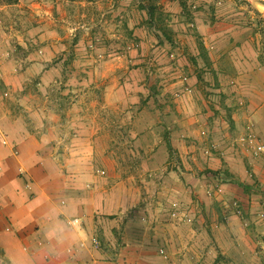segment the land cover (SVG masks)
<instances>
[{
    "label": "crops",
    "instance_id": "0c3cea01",
    "mask_svg": "<svg viewBox=\"0 0 264 264\" xmlns=\"http://www.w3.org/2000/svg\"><path fill=\"white\" fill-rule=\"evenodd\" d=\"M75 1L0 3V264H264V154L231 144L251 127L264 143V59L258 29L244 21L254 8L240 11L231 0H83V16L92 9L103 25L75 21V46L101 40L124 51L99 59L102 69H78L93 56L64 53ZM168 44L183 77L166 88L173 110L141 102V88L118 63L129 55L140 61L149 45L160 56ZM68 76L78 82L64 84ZM82 93L91 101L78 102ZM159 109L179 116L162 133L150 122ZM202 124L212 128L205 143L217 148L190 155L197 148L187 130L199 135ZM128 141L139 145L136 158L123 147ZM161 169L162 186L128 177Z\"/></svg>",
    "mask_w": 264,
    "mask_h": 264
},
{
    "label": "rangeland",
    "instance_id": "374dc122",
    "mask_svg": "<svg viewBox=\"0 0 264 264\" xmlns=\"http://www.w3.org/2000/svg\"><path fill=\"white\" fill-rule=\"evenodd\" d=\"M81 1L83 2V0H76L75 5H74L75 7H73V8L69 7L67 10V12L70 13L71 15L69 18L70 19L69 22L66 23V28L63 29L64 30L63 35L69 36V37H66V38H68V41L66 43V46H67L66 50L67 51L65 50L64 53L67 54V52H69V54H71L72 52H79V56H81L82 58L84 56L92 54V56H93L91 58L92 60L91 61L81 60L80 65H78V69L87 68V66L102 69L100 67V64L102 63V61H100L99 59L105 58L104 57L105 55L109 56V54L116 53L119 51H124V50L119 49L118 48L119 46H117V45H103L101 40L97 41L98 44L88 45L86 43V44H83L79 47L75 46V43H73V38H72L75 31H73L71 28H69L73 25V23L75 21H76L75 24L80 22L81 25H89V23H91L92 25H95V27H97V28H101L103 25L102 16L95 14L92 11V9L89 11H87V9H86L84 12L86 15H85V17L83 16V11H82L83 5H82V3H80ZM231 2L234 3V5H231V6H237V7L238 6H244V9H239L240 11L246 10V8H249V9L254 8V14H256L255 18L244 20V21H246L245 27L251 26L252 28L258 29L256 31L259 34V37H258L259 42L257 43V49H258L257 51L261 53V56L264 59V13H263L264 0H255L253 3H246V2H243L240 0H231ZM257 4L262 5L261 11H260V9H256ZM89 6H92V5H89ZM85 7H88V5H86ZM259 8H260V6H259ZM257 10H259V12ZM99 12L100 11H98V10L96 11V13H99ZM79 14H80V17H79ZM20 16L24 17L23 19H21V21L26 20V18H25L26 14L23 13V14H20ZM88 17H90V19H88ZM86 31H88V30H86ZM84 33H86V32H84ZM88 36L89 35L85 34V35H82L81 38L82 37L87 38ZM72 43H73V45H72ZM157 45H155V46L149 45L146 48H143V49L141 48L140 53H143V55L140 57L141 58L140 61H134L133 58L131 60L130 55H129L127 59L122 60L121 62H118V63H120V66L123 70L128 71L126 74V77H127L126 80L128 81V84L132 83V84L137 85L138 87L141 88V89H139V96L141 98L140 99L141 102L147 103L148 101H150L151 103L149 104V106H151V105L155 106L156 105L155 102L157 100H160L161 102L171 103L170 107H171V110H173V107H172V105H173L172 104L173 103L172 97L173 96H171V94L166 91V88L173 81V79L178 78V79H180V81H181V79H183L182 76H179V73L177 74L175 72V70H173L174 61H177L178 55L177 54H175L174 56L171 55V53H173V52L171 51V46L168 44V45L160 46V48H159L160 56H157V53L155 52ZM77 48H80V49L78 50ZM132 48L131 47L127 48V51L129 54H130V51ZM180 51H182V50L180 49ZM88 62H92V63H90L88 65ZM83 63H85V64L83 65ZM177 63H179V62H177ZM78 64H79V62H78ZM130 72H132V73L130 74ZM87 79H88L87 81L89 82L90 78H87ZM93 80H94L93 85H96V84L100 83L101 79L99 78V82H96L95 78H93ZM80 81L82 82L84 80L81 79ZM77 82H78V78L75 76H68V77L64 78V84L73 85V83L76 84ZM158 88H161V91H157ZM152 91H157V92L153 95V97L149 96L147 98V95L150 94ZM187 91H189V88H187ZM211 94H213V93H211ZM156 95H158V96H156ZM190 96L193 97L194 99H197L196 96H194L193 92L190 93ZM75 99L78 100V102H81V101L82 102H90L91 101V99L89 100L88 96L83 94V93ZM211 100L213 103L220 105L218 102L220 100V97H216V95H214V96L212 95ZM167 108L168 107H166L165 109H167ZM165 109H162V110L159 109V112L157 115L154 112L156 116L150 119V122L153 123L154 126L157 125V127H159L160 132L161 131L163 132L164 127H166L167 124H170V125L172 124L170 120L173 121L174 119H176V122H178V119H179V116L177 113L171 114L170 118H172V119H170L169 114L167 113L168 111ZM134 114H135L134 112L133 113L129 112L127 114V117L131 118V117H133ZM202 125L203 126H201L199 129V131H200L199 135L192 130H190V131L187 130L188 134H189V137H187V138L193 140L192 142L196 145V148H197V150L195 152L191 153L190 155L198 153L199 150H202V152H204L205 154H209L212 151L216 150L212 147L214 142H211L209 144H207V142L205 143L206 137H211L210 139H211V141H213L212 140L213 135H212V133L209 132V130H212V128L209 126V124H202ZM131 127H133V126L130 125L128 128L129 133H131L130 132L131 129H132V133H135L134 128H131ZM247 131H245V132H247ZM245 132H243V133H245ZM183 133L184 134L182 135V138H185V136H184L185 132H183ZM190 133L192 134L191 136H190ZM243 133L235 134V136H232L233 142L231 144L234 146H239L240 142H239L238 138ZM129 141L125 142L123 147H125V150L128 151L127 154L132 155L131 156L132 158H136L133 156V152H134V154H136V152L138 151L137 146H139V145H136L134 142L131 143ZM207 149L210 150L209 153H207ZM200 157L201 156L199 155L198 158H200ZM196 158H197V156H196ZM187 160H188V163L186 165H188L190 163L189 162L190 159H187ZM192 162H194L193 164L195 165V162H197V159H196V161H192ZM191 166H193V165L191 164ZM180 167H181V170L184 172L187 170H189L188 172H191L190 169L184 170L182 168V165H180ZM174 169H177V168L174 167ZM165 170H167V169H165ZM177 171H178V169H177ZM172 173L174 174V176L175 175H176V177L178 176V174H177L178 172L175 173V170H173ZM167 175H168L167 172L165 171V173H164V171L161 169L156 174L154 173L151 175H149L148 173H145V171L140 172V173H137V172L132 173L131 172L128 174V177L133 182H135V183L137 182V184H143L142 180H145V181L152 180V181H154V183L160 182L161 183L160 186H162V185H164L163 184L164 181L168 180L167 178H165ZM213 189L214 188H212L210 190L211 194H213V192H214ZM151 195H154V194L152 192H148L146 194V196H149V197H152ZM262 235H263L262 233L258 234L260 239H261Z\"/></svg>",
    "mask_w": 264,
    "mask_h": 264
},
{
    "label": "built area",
    "instance_id": "2783aa9c",
    "mask_svg": "<svg viewBox=\"0 0 264 264\" xmlns=\"http://www.w3.org/2000/svg\"><path fill=\"white\" fill-rule=\"evenodd\" d=\"M240 1H243L246 3H253L255 0H240ZM263 13H264V10H263ZM238 140H239L240 144H242V145L246 146L248 149H250L252 154H254L255 156L264 154V143L259 140L257 133L253 130L252 127L247 132L241 134L239 136ZM212 147L214 149L217 148L216 144H213ZM209 152H210V150L207 149V153H209ZM219 190L221 191L220 188H219ZM237 212L240 213L241 210L237 209ZM173 215H176V214H173ZM70 223L72 225H80V219L74 218V219L70 220ZM262 240L264 243V234H263ZM92 241H93L94 246H96V247L100 246V240L97 236H94ZM80 246L81 247L85 246V242H82L80 244ZM67 251L71 252V249H68Z\"/></svg>",
    "mask_w": 264,
    "mask_h": 264
},
{
    "label": "trees",
    "instance_id": "16d2710c",
    "mask_svg": "<svg viewBox=\"0 0 264 264\" xmlns=\"http://www.w3.org/2000/svg\"><path fill=\"white\" fill-rule=\"evenodd\" d=\"M18 1H19V0H0V3L2 2V3H7V4H14V3H17ZM68 1H75V0H68ZM149 10H150L149 14H150L151 18H154V12H153V9H152L151 6H149ZM161 17H162V16H161ZM158 18H159L158 23H160V20L163 21V19L160 18V15L158 16ZM160 24H161V23H160ZM159 29H160V31L162 32V34L165 35V36H167V38H168L171 42L173 41V40H172V37H171L172 31H171V29H170L169 27H167V26H165V25H161V27H160ZM199 48H200V50H201V53L203 54L202 57L205 58V60H206V59H207V56H206V54L204 53V48H203L202 44L199 45ZM151 95H152V94H150V96H151ZM170 150H171V148H170ZM219 174H221V172H213V175H217V176H218ZM225 178H227V174H226V177H225ZM240 185L243 187V189H244L245 191H248V186H247L246 184L241 183Z\"/></svg>",
    "mask_w": 264,
    "mask_h": 264
}]
</instances>
